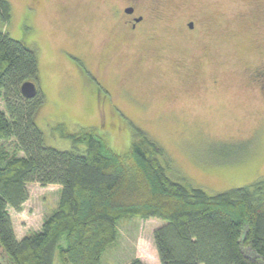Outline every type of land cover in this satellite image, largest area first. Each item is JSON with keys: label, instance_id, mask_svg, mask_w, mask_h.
<instances>
[{"label": "rangeland", "instance_id": "rangeland-1", "mask_svg": "<svg viewBox=\"0 0 264 264\" xmlns=\"http://www.w3.org/2000/svg\"><path fill=\"white\" fill-rule=\"evenodd\" d=\"M7 1L12 19L4 25L0 17V33L39 56L37 123L47 145L83 151L61 129H87L126 154L141 129L163 147L167 174L184 185L215 195L264 179V94L250 79L264 65V0ZM128 4L146 18L136 34L113 14ZM79 55L113 84V104L109 90L76 65ZM0 146L13 152L16 140ZM28 189L23 211L10 209L19 240L41 230L60 198L57 185ZM163 224L120 220L102 264H161L154 231Z\"/></svg>", "mask_w": 264, "mask_h": 264}, {"label": "trees", "instance_id": "trees-1", "mask_svg": "<svg viewBox=\"0 0 264 264\" xmlns=\"http://www.w3.org/2000/svg\"><path fill=\"white\" fill-rule=\"evenodd\" d=\"M0 17L4 25L12 19L7 0ZM38 79L37 52L1 32L0 142L17 146H0V264H102L119 221L133 217L164 222L154 231L161 264H264V179L215 195L184 185L167 174L163 147L141 129L126 154L87 129H61L83 151L50 147L37 123L43 96L21 92ZM32 183L60 186V198L41 230L19 240L10 209L23 211Z\"/></svg>", "mask_w": 264, "mask_h": 264}, {"label": "flooded vegetation", "instance_id": "flooded-vegetation-1", "mask_svg": "<svg viewBox=\"0 0 264 264\" xmlns=\"http://www.w3.org/2000/svg\"><path fill=\"white\" fill-rule=\"evenodd\" d=\"M31 9V11H38V7L37 5L33 4V5H29V7ZM113 14L114 17H121L122 19V24L125 25V27L129 30L128 32L130 34H136L139 33L143 27L145 26V21L146 18L143 14L139 13L138 11V7L137 5L135 6V4H128L123 8H113ZM120 14V15H119ZM188 30H190L192 33L197 31V27H196V23L194 21H191L190 23H188ZM82 55V54H81ZM79 55L78 57H76V62L78 65V67L80 69H85L86 74H90V77L97 82V84H102L103 87L108 91L109 95L111 94V97H107V101L109 102V104H113L114 98H115V93H114V89L111 86V82L110 80L105 81L102 77L99 76L98 72H95L91 66L89 65V61H88V56H81ZM84 57L86 58V60L84 59ZM75 65V64H74ZM83 65V66H82ZM251 81L252 83H254L255 85H257L258 89L260 90V92H262L264 94V65L255 70L253 73H251ZM39 80V79H38ZM216 82V81H214ZM113 85V84H112ZM37 86L39 88V92L41 93L40 90V84H38L37 82ZM128 92V91H127ZM129 93V92H128ZM130 94V93H129ZM125 94H123L122 96H124Z\"/></svg>", "mask_w": 264, "mask_h": 264}, {"label": "water", "instance_id": "water-1", "mask_svg": "<svg viewBox=\"0 0 264 264\" xmlns=\"http://www.w3.org/2000/svg\"><path fill=\"white\" fill-rule=\"evenodd\" d=\"M21 92L28 99L35 98L39 93L37 83L34 81H26L22 85Z\"/></svg>", "mask_w": 264, "mask_h": 264}]
</instances>
